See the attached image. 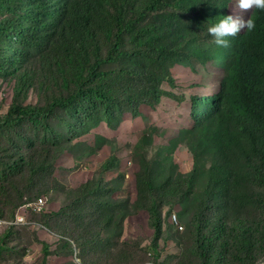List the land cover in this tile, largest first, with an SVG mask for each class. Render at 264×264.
<instances>
[{
	"label": "trees",
	"instance_id": "obj_1",
	"mask_svg": "<svg viewBox=\"0 0 264 264\" xmlns=\"http://www.w3.org/2000/svg\"><path fill=\"white\" fill-rule=\"evenodd\" d=\"M10 1L2 0L0 9ZM25 1L17 0L19 5L10 8L13 18L0 25V44L14 39L8 49L20 45L22 52L27 46L38 47L40 56L55 66L61 93L45 106L12 104L0 116L4 125L51 119L57 111L73 116L76 109V122L86 125L85 131L101 122L116 130L124 116L114 122V109L121 104L133 112L124 113L138 117L141 106L155 108L162 98L183 102L184 96L176 98L161 89L164 82L175 87L174 66L190 70L195 63L219 69L222 78L211 97L189 95L187 125L178 139L160 147L164 152L160 162L141 156L135 175L136 198L121 201L126 208L122 215L126 219L145 212L155 238L162 226L157 202L165 199L168 206L178 200L185 210H193L191 226L196 228V244L201 250L196 256L205 264H257L253 253L264 248V224L254 222V228L246 214L253 197L264 205V9L253 6L242 18L253 19L255 28L241 30L229 38V47L220 48L206 29L229 15L232 0ZM100 39L108 43L104 53ZM2 61L7 62V57L0 55ZM108 66L113 69L105 70ZM116 72L127 79L119 97L107 92L106 79L117 76ZM84 103L88 107L82 111L79 107ZM58 138L54 133L42 148L47 155L52 152L51 162L63 150ZM147 138V134L141 135L133 149L143 146ZM179 145L193 157L194 166L188 174H182L171 157ZM29 146L33 151L34 144ZM206 157H211L208 168ZM117 162L109 156L101 163L105 186L113 181H106L104 175L115 169ZM15 166L30 169L32 176L37 174L35 168L43 167L22 157L16 159ZM95 177L94 172L91 179L72 190L88 189ZM95 188L100 190L98 185ZM104 203L107 201L98 194L93 205L108 207ZM234 213L243 219L233 225L230 218ZM168 223L173 227L170 216Z\"/></svg>",
	"mask_w": 264,
	"mask_h": 264
},
{
	"label": "rangeland",
	"instance_id": "obj_2",
	"mask_svg": "<svg viewBox=\"0 0 264 264\" xmlns=\"http://www.w3.org/2000/svg\"><path fill=\"white\" fill-rule=\"evenodd\" d=\"M17 5V0H11L8 8L0 9V25L13 18L10 8ZM251 9L241 10L236 6V0H232L228 14L243 17ZM13 40L0 44V55L7 57V62H0V116L5 115L14 103L45 106L53 96L61 93L59 74L46 56H40L39 48L27 46L22 52L17 45L10 50L8 46ZM99 41L104 53L108 43ZM192 64L190 70L183 67L176 71L179 68L174 66L171 75L175 87L170 88L164 82L161 89L176 98L184 96L185 102L195 93L211 97L222 78L219 69L209 64ZM117 76L106 79L109 82L107 92L115 97L122 95L127 82L126 78ZM178 104L171 116L170 107L165 109L169 116L162 123L151 124L142 118V125L135 128H132L135 124L129 120L130 116L124 113L133 112L121 104L120 108L114 109V122L125 116L130 125L123 126L121 132L110 139L104 137L108 127L105 122L85 131L87 126L76 122L78 110L75 108L73 116L57 111L51 119L26 120L13 126L0 121V264H205L196 256L201 250L196 244V228L191 226L193 210H185L177 204L178 200L171 201L168 206L165 199L157 202L162 226L155 238L147 221L139 220L140 212L126 219L122 215L126 208L121 201L128 198L132 202L136 198L135 175L140 170L141 156L145 154L148 160L160 162L164 155L160 147L178 139L180 131L187 125V120L181 124L174 120L181 115ZM86 107L88 104L84 103L79 109L83 111ZM54 133L59 135L63 150L51 162L52 152L47 155L42 148L50 143ZM143 134H147V142L133 149ZM100 136L109 142H104ZM30 142L34 144L33 151L29 150ZM184 146L179 145L171 157L178 170L188 174L194 162ZM109 156L115 160L120 156L124 167L116 180L105 186L100 165ZM18 157L43 167L35 168L37 174L32 176L30 169L15 166ZM210 159L204 158L206 168ZM91 172L96 175L94 185L86 190H72L86 182ZM96 185L100 190L96 191ZM98 194L107 201L104 204L108 207L93 205ZM39 198L45 202V210L36 214L28 205ZM248 211L246 220L264 224V205L258 197H253V205ZM172 213L178 215L184 231L170 226L168 218ZM101 215L110 217L102 219ZM21 216L25 219L24 224H16V218ZM240 218L243 219L242 215L234 213L231 224H236ZM253 255L257 264H264V248L254 251Z\"/></svg>",
	"mask_w": 264,
	"mask_h": 264
},
{
	"label": "crops",
	"instance_id": "obj_3",
	"mask_svg": "<svg viewBox=\"0 0 264 264\" xmlns=\"http://www.w3.org/2000/svg\"><path fill=\"white\" fill-rule=\"evenodd\" d=\"M179 69H175L176 71H179L180 69H184L183 67L177 66ZM176 67V68H177ZM186 99L183 102H180L178 105H180V107H178V111L181 113L180 116H176V118L174 120H177L180 124L186 120V118L189 115L190 112V104H189V98H188V102H185ZM182 104H184V108L183 110L181 109ZM175 105H177V102L172 101L171 99L168 98H162L160 103L158 104V106H156L155 108H150L147 106H143L140 108V116L138 117H132L131 115L129 120L133 121L135 126H133L132 128L138 127L139 124L142 125V118H145L147 120H149L151 122V124H160L162 123L164 120L168 119L169 114L165 111L166 108L170 107V116L173 114V112L175 111ZM186 106V107H185ZM172 107V108H171ZM127 126L130 125V122H128V120L126 119V117L124 116L121 123L119 124V126L116 128V130H111L109 128H106L107 134L104 135L105 138H112L114 137V134L117 135L118 133L121 132L123 126ZM131 131V130H130ZM139 140V139H138ZM122 158V155H121ZM105 159L102 160V162ZM124 161L120 159V156L118 157V162H117V166L115 169L108 171L105 175L104 178L106 181H114L119 173L121 172V169L124 167ZM94 173L91 172V175L87 178L91 179L93 177ZM86 180V181H87ZM139 220H141L143 222V220L148 219V216L146 215L145 212H140L139 213ZM136 222V221H134Z\"/></svg>",
	"mask_w": 264,
	"mask_h": 264
},
{
	"label": "clouds",
	"instance_id": "obj_4",
	"mask_svg": "<svg viewBox=\"0 0 264 264\" xmlns=\"http://www.w3.org/2000/svg\"><path fill=\"white\" fill-rule=\"evenodd\" d=\"M236 6L241 10H247L253 6L257 9H264V0H236ZM254 28L255 22L251 18L223 15L222 18L211 22L206 31L214 45L227 48L231 44L230 37H235L241 30L252 31Z\"/></svg>",
	"mask_w": 264,
	"mask_h": 264
},
{
	"label": "built area",
	"instance_id": "obj_5",
	"mask_svg": "<svg viewBox=\"0 0 264 264\" xmlns=\"http://www.w3.org/2000/svg\"><path fill=\"white\" fill-rule=\"evenodd\" d=\"M29 207L32 208V210L35 213H41L44 212L45 210V202L43 201L42 198L37 199V201H35L32 204L28 205ZM170 219H171V224L173 225V227L178 230L179 232L184 231V227L181 225V223L178 220V215L176 213H172L170 215ZM24 217H17L15 223L16 224H24Z\"/></svg>",
	"mask_w": 264,
	"mask_h": 264
}]
</instances>
